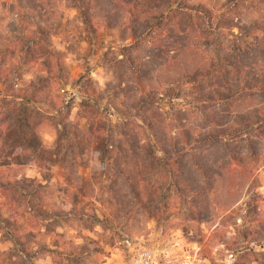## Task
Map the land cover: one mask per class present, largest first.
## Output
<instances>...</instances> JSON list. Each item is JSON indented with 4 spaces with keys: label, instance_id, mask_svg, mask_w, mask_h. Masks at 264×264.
<instances>
[{
    "label": "rangeland",
    "instance_id": "rangeland-1",
    "mask_svg": "<svg viewBox=\"0 0 264 264\" xmlns=\"http://www.w3.org/2000/svg\"><path fill=\"white\" fill-rule=\"evenodd\" d=\"M201 2L215 14L200 18L211 39L199 48L214 65L202 77L218 83L234 73L224 58L240 60L256 33L264 42V0ZM110 25L103 0H0V113L18 121L15 156L0 169L26 184L11 215L0 199V264H129L126 238L154 248L157 264H184L193 246L191 264H264V128L254 150L238 140L229 153H177L171 137L201 131L199 78L115 65L133 39ZM248 52L246 62L264 55ZM153 114L163 122L150 131L140 119ZM221 156L224 189L204 213L211 182L191 158L217 169Z\"/></svg>",
    "mask_w": 264,
    "mask_h": 264
},
{
    "label": "trees",
    "instance_id": "trees-1",
    "mask_svg": "<svg viewBox=\"0 0 264 264\" xmlns=\"http://www.w3.org/2000/svg\"><path fill=\"white\" fill-rule=\"evenodd\" d=\"M236 1L241 5V0H225V4L229 6L233 2L235 6ZM103 3L111 21L110 27L123 29L126 36L133 39L123 54V59L116 61L115 65L124 64L138 73H143L152 66L165 73L171 71L177 74L183 71L188 76L199 78L198 81L191 80V83L195 82L197 88L193 103L201 105L202 119L192 126L201 131L198 135L189 133L182 137H171L169 142H172L177 153L183 154V150L192 153L195 148L204 146L208 149L223 146L229 153L230 148L235 146L231 143L238 140L247 141L249 149L254 150L258 142L253 137L258 132L262 133L264 128V55L258 59L257 56L251 57L247 62L246 58L252 47L258 53H264V42L259 45V33H256L251 46L246 47L247 51H241L240 60L224 58L225 63L234 69V73L213 83L211 78L202 77L205 73L203 71L214 65L206 61L207 56L199 48L200 42L211 39V27L207 24L209 30L206 29L200 18H215L213 7H208L201 0L196 4L190 3V0H103ZM253 7L251 3L246 6L248 9ZM258 26L256 29L262 31ZM233 27L237 26L230 25L227 29H222L218 25L216 30L225 34L229 30L228 34H231ZM220 90H223L225 96L214 100L213 95ZM220 100L227 103L219 102ZM155 103L157 101H153L151 105ZM215 109H218L217 112ZM140 120L150 131H155L156 125L161 126L163 122L155 114L143 116ZM27 127V132L36 133L34 127ZM14 129H18V121L13 123L12 119L0 113V160L15 156L13 146L9 147L7 144L10 141L8 133ZM18 136L21 141H26L22 133ZM222 157H218L215 163L217 169L191 158L192 164L211 182L212 189L205 190L201 197L203 206L200 209L204 213L210 205V192L215 189L214 193L217 194L224 189L221 170L225 166L219 167ZM25 188L26 184L13 174L12 168L0 169V199L9 215L16 206L15 197L18 193L15 190Z\"/></svg>",
    "mask_w": 264,
    "mask_h": 264
},
{
    "label": "built area",
    "instance_id": "built-area-1",
    "mask_svg": "<svg viewBox=\"0 0 264 264\" xmlns=\"http://www.w3.org/2000/svg\"><path fill=\"white\" fill-rule=\"evenodd\" d=\"M126 248L131 252L129 264H157V253L154 248L134 242L130 238L123 241ZM195 246L183 249L184 264H191L194 260Z\"/></svg>",
    "mask_w": 264,
    "mask_h": 264
},
{
    "label": "crops",
    "instance_id": "crops-1",
    "mask_svg": "<svg viewBox=\"0 0 264 264\" xmlns=\"http://www.w3.org/2000/svg\"><path fill=\"white\" fill-rule=\"evenodd\" d=\"M258 250H264V245H263L262 247H259ZM201 258H202L203 260H206V259H207V257H206L205 255H203V254H201ZM254 264H258V263H257V262H254Z\"/></svg>",
    "mask_w": 264,
    "mask_h": 264
}]
</instances>
